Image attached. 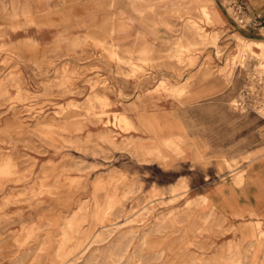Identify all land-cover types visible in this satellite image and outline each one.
<instances>
[{
  "label": "rangeland",
  "instance_id": "374dc122",
  "mask_svg": "<svg viewBox=\"0 0 264 264\" xmlns=\"http://www.w3.org/2000/svg\"><path fill=\"white\" fill-rule=\"evenodd\" d=\"M186 2L0 0V264H264V45Z\"/></svg>",
  "mask_w": 264,
  "mask_h": 264
},
{
  "label": "crops",
  "instance_id": "0c3cea01",
  "mask_svg": "<svg viewBox=\"0 0 264 264\" xmlns=\"http://www.w3.org/2000/svg\"><path fill=\"white\" fill-rule=\"evenodd\" d=\"M186 3L190 7H195L197 9H202V7H207L208 9H210L211 7L214 15L217 16V21L215 23L216 26H224L226 22L232 23L225 15L221 7L218 5L216 0H187ZM245 3L247 13L250 16L259 17L264 24V0H245ZM237 30L238 33L241 34L240 36L245 37L247 40L261 39L254 40V42L258 43L259 45H264V31L257 32L253 30H242L238 28ZM224 89L225 86L221 83H207L206 86H204L202 89H199L192 94L191 100L207 98L218 91H223ZM159 121H161V125L170 126V129H166V133H172L173 131L177 133V129L172 130L171 127H176L178 129L180 127L173 116H163V118H160ZM229 132L230 133L227 132L225 137L228 138L232 135L231 131ZM245 143V145H242V142L240 141L239 144H235L232 148L255 149L249 152L251 153V155L257 154L258 149H264V147H259L257 145L258 140L256 134L254 135V137H252V135L245 136ZM256 157L258 158V155ZM223 192V197L217 204V208L222 215L230 218H242L246 216L254 217L257 220L262 221L264 224V165L256 167V174L250 180H248L247 183L243 184V188L242 186L229 188L225 189V191Z\"/></svg>",
  "mask_w": 264,
  "mask_h": 264
},
{
  "label": "built area",
  "instance_id": "2783aa9c",
  "mask_svg": "<svg viewBox=\"0 0 264 264\" xmlns=\"http://www.w3.org/2000/svg\"><path fill=\"white\" fill-rule=\"evenodd\" d=\"M228 19L238 29L253 30L257 32L264 31V24L257 16H250L247 13L245 0H216ZM259 78V77H258ZM257 79V78H254ZM262 83L257 81V84H250L247 88L240 92V97L237 101L238 107L245 108L257 102V96L254 97L256 91L261 88ZM259 92V91H258ZM251 99V100H250ZM249 101V103L246 102Z\"/></svg>",
  "mask_w": 264,
  "mask_h": 264
},
{
  "label": "bare ground",
  "instance_id": "6f19581e",
  "mask_svg": "<svg viewBox=\"0 0 264 264\" xmlns=\"http://www.w3.org/2000/svg\"><path fill=\"white\" fill-rule=\"evenodd\" d=\"M202 10L206 16H209V11H208L207 7H202Z\"/></svg>",
  "mask_w": 264,
  "mask_h": 264
}]
</instances>
